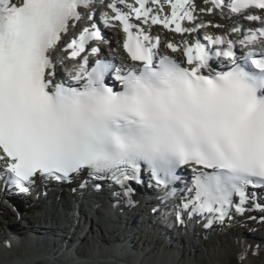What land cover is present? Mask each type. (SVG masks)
<instances>
[{
  "label": "snow or ice",
  "instance_id": "1",
  "mask_svg": "<svg viewBox=\"0 0 264 264\" xmlns=\"http://www.w3.org/2000/svg\"><path fill=\"white\" fill-rule=\"evenodd\" d=\"M103 3L0 0L5 188L27 193L38 180L71 183L84 176L81 200L89 187L100 191L107 182L134 206V185H144L145 175L167 199L185 180L181 170L189 169L187 195L174 209L177 224L187 219L213 230L230 227L234 214L264 213V192L257 191L264 190V0H109L96 19ZM217 12L254 26L233 23L202 42L201 29L224 27L203 19ZM117 24L131 64L99 58L101 49L91 46L105 39L100 25ZM153 26L180 37L164 47L182 59L161 52ZM238 242L243 264L248 246ZM3 247L11 250V241Z\"/></svg>",
  "mask_w": 264,
  "mask_h": 264
},
{
  "label": "bare ground",
  "instance_id": "2",
  "mask_svg": "<svg viewBox=\"0 0 264 264\" xmlns=\"http://www.w3.org/2000/svg\"><path fill=\"white\" fill-rule=\"evenodd\" d=\"M197 2L200 3V0H197ZM219 17L220 16L217 12L213 13L212 15L203 16V19L206 21H213L214 23H219ZM233 23H238L235 16H231L229 19H226V27L216 29V32H225L227 30V27H229V25ZM152 31L155 32H153V34L160 35L163 42L172 40L173 42L178 43L180 41L179 37L176 41L175 39L171 38V34H167L165 30H162L160 28H154L153 26ZM115 37H118V33L116 31ZM162 49L166 51V49ZM178 54L179 53L175 54V56L179 57ZM70 65L71 64H69V66ZM136 187L137 188L135 189V192L140 193V195L139 193H137L138 198L140 196L142 197L143 193L144 195H147V193L145 191L143 192V190L140 189L139 186ZM0 189H3L2 181H0ZM30 191L31 194L34 195V197L36 195L35 198H40L41 200H46L51 195L52 197H49V204L47 208H45L44 211L40 212L39 223L23 224L22 222L17 225L14 223H0V248L3 245L5 237L7 236L8 239L10 237H16L23 241L25 240L23 238H27L29 236L33 237L34 239H43L42 236L44 234L45 243L38 242V244L42 245L43 249L41 248V251H34L33 248H31V250L26 247L30 244H33V246L36 248L37 246L34 245V243L36 242L27 241L25 243H22L20 241H16V239L14 238L11 239L14 240L11 241V243L15 244L14 246H12L13 250H25L34 254L40 253L44 256L43 258H35L33 256L20 255L15 258H12L6 253L3 254V251L0 252V264H94L88 262H94L99 259H114L117 262H123L125 264H136L127 261L130 257H132L131 250L129 248H127L128 251H125L127 257L119 256V254L121 256H125L123 254L124 251H118L120 246L122 245V240H120L121 237H124V240H128L127 243L135 245L134 250L136 249V251L144 253L143 256H147L151 259L155 257L156 262L158 264H166V260L168 258L172 259L170 264H182L187 261L189 264H239L237 256H233V254H237V252L241 250V243H239L238 241L243 242L245 246L249 244L248 255L244 260L245 262H243V264H264V225L258 224L256 222V219H248V217H254V214L252 212H249L250 214L247 213L245 214V216H243V219L246 221V224H243V221H241L242 219L238 218L235 219V221L231 224L230 227L226 226L220 231L214 229L206 231L203 230V228L198 223L195 225L189 224L187 229L179 227V229L176 230L177 234L175 233L174 235L173 233L175 231V228L172 227V222L170 221V219L166 218L167 223L170 222L172 227L171 229H173V233L171 234L169 233L170 231L168 229L164 228V226H158L156 225L158 224L156 221L153 222V219H159V217L155 216L156 214L151 215L152 213H150L154 207H157V204H152L148 201L138 202V200L135 198L136 196L133 197V199L139 206V210L132 211L131 214H129V210H133L132 207L134 206L131 207L127 205L126 200H122L124 202V206L126 207H115L114 210H111V212L107 213L111 217V219H106V222L103 212L106 213L108 210V207H106L104 203L107 198V193L103 190L101 191V193L94 195L92 194V201L90 202V204L93 203L94 206L90 208L91 213L87 215L85 211L86 208L83 205V202L80 201L78 223H76V220L73 215L77 203L75 194L72 195L69 191L62 190L60 187L52 188L49 185L45 187L44 185L34 186ZM86 192L88 193L89 191L86 190ZM10 193L13 194L12 190H10L9 194ZM73 198L75 199L73 200ZM115 205L117 206V204ZM120 209L123 210L122 213H119ZM124 210L126 212L128 211V213H126ZM138 211H141L140 217H142L139 223V227L136 226V223H134V218L138 217ZM143 212L144 214H146V216L142 214ZM87 222L90 223L89 229L87 226ZM120 222L124 225L130 226L128 227L127 234L126 229L118 228V224ZM160 222L163 223V225L166 223V221ZM53 224L58 226L57 229ZM36 225L41 226L39 227ZM191 225H193L195 227L194 229L197 231V233H199L198 237L191 235ZM45 227H51L56 233L55 240H57V244L59 245H57L55 248L53 247V242L47 239L45 236ZM114 227H117L118 229ZM145 227L150 229V231L154 235H149L147 231L148 229L146 230ZM73 228H75L74 232ZM252 228L257 229V231L259 232L258 237L257 235L250 233V230ZM137 229L139 230V233L135 232ZM118 232L120 238L118 237ZM132 233L141 234L140 236L138 235V239L135 241V243L134 241H130V235ZM134 234H132L131 236H133ZM181 234H183V236H181ZM211 236L215 237L212 238ZM84 237H88L91 240L88 245H86V247L88 248L91 247L90 249H83L82 251H80V253H78L76 252V250L72 251L69 248L70 246L75 245L74 239L79 240V238ZM259 237H261L262 239L261 242L259 240ZM215 240L216 243L213 242ZM250 243L252 245V249ZM76 245L81 244L78 242V244ZM23 246L25 247L20 248ZM125 246L126 245L124 244L122 247L125 248ZM257 246H259V254L253 255L252 252L253 250L257 249ZM111 247H113V250L118 251L117 254L116 252L111 253ZM213 247H216V250L218 251H215ZM107 249L110 250L108 253L106 252ZM199 250L200 252H203V255H205L204 259L201 258ZM3 257L5 258V260L1 261ZM51 258H54V260ZM109 263L110 261L106 262L105 264ZM150 264H155V262L153 261Z\"/></svg>",
  "mask_w": 264,
  "mask_h": 264
},
{
  "label": "rangeland",
  "instance_id": "3",
  "mask_svg": "<svg viewBox=\"0 0 264 264\" xmlns=\"http://www.w3.org/2000/svg\"><path fill=\"white\" fill-rule=\"evenodd\" d=\"M164 42H166V41H164ZM67 65H69L68 63H67ZM1 190V189H0ZM51 196V195H50ZM49 196V197H50ZM4 197H6V198H4ZM35 197H36V195H35ZM34 197V195L33 196H27V197H25V196H13L11 193L9 194V192H2V191H0V223L1 222H3V220H10V221H14V220H16L17 218H19V217H21L22 219H29V220H33V222H35V221H39V214H40V212H42V211H44L45 210V208H47V206H48V200H49V197L46 199V200H41L40 198H35ZM52 197V196H51ZM141 211H138L137 213V218H134L135 219V222L134 223H136V226H140V221H141V218L142 217H140V215H141V213H140ZM143 215H145L146 216V214H144V212L142 213ZM158 217V216H157ZM83 220V219H82ZM157 220H159V219H157ZM105 221H106V219H105ZM151 221H152V219H151ZM155 221V219H153V222ZM82 222V221H81ZM107 222V221H106ZM88 223V222H87ZM2 224H4V223H2ZM6 224H13V223H6ZM23 224H25V223H23ZM89 224V223H88ZM118 224V223H117ZM31 225H35V224H31ZM53 225H55V224H53ZM110 225V224H109ZM122 225H124V224H122L121 222L118 224V228H121V229H123L121 226ZM165 225V224H164ZM25 226H27V225H25ZM36 226H41V225H36ZM111 226V225H110ZM127 227H130L129 225H126ZM166 226V225H165ZM21 227V226H20ZM55 227H56V229H57V227L58 226H56L55 225ZM113 227V226H112ZM46 228V231H45V236L49 233V230H51L53 233H54V235H55V237H56V233H55V231H54V229H52L51 227H45ZM114 228H117V227H114ZM117 228V229H118ZM146 228V227H145ZM164 228H166V229H168L167 227H164ZM141 229H143V228H141ZM148 228H146V230H147ZM115 230V229H114ZM127 231H128V228L126 229V234H127ZM139 231V230H138ZM148 231V234H149V231H150V229H148L147 230ZM170 231V230H169ZM175 231H176V229H175ZM174 231V233L172 232V230L169 232L170 234L171 233H173L174 235H175V233L177 234V231L175 232ZM48 232V233H47ZM116 234H117V232H116ZM132 234H134V233H132ZM131 234V235H132ZM118 235H119V232H118ZM130 235V241H134V243H135V241L138 239V235L140 236L141 234H134L133 236H131ZM150 235V234H149ZM151 235H154L153 233H151ZM129 236V235H128ZM29 237H31V236H29ZM29 237H27V238H23V237H21V238H23V239H25V240H21V239H19V238H16V237H10L9 239H8V236L7 237H5V240H8V241H14V240H11L12 238H14V239H16V241H20V242H22V243H25V242H27V241H29V242H36V243H34V245L35 246H37L36 248L33 246V244H30V245H28V246H26L28 249H31V248H33V250L35 251V250H40L41 251V248H42V245H40V244H38V242H41V243H45V237H44V234H43V239H39V238H37V239H34L33 237H31V238H29ZM179 237V236H178ZM212 237V236H211ZM215 237V236H214ZM214 237H212V238H214ZM174 238V237H173ZM210 238V237H209ZM4 240V241H5ZM120 240H122V245L120 246V248H119V250L118 251H124V255L125 256H121L120 254H119V256L120 257H127V254H126V250H127V248H129L130 250H131V254H132V257H130L129 258V260H127V261H129V262H133V263H136V264H150V263H152L153 261L155 262V264H158L157 262H156V259H155V257L154 258H149V257H147V256H143V254L144 253H142V252H140V251H136V249L134 250V248H135V245H133V244H130V243H127L128 242V240H124V237H121L120 238ZM259 240H260V242L262 241V239H261V237H259ZM74 241H75V245H72V246H70L69 248L72 250V251H75L76 250V252H78V253H80V251H82L83 249H86V250H88V249H90V248H88V247H86V245H88V243L91 241L88 237H84V238H79V240L78 239H74ZM53 242V247L55 248L57 245H59V244H57V240H55V241H52ZM78 242L81 244V245H76V244H78ZM123 242H124V244L126 245L125 246V248L124 247H122L124 244H123ZM214 243H216V240L215 241H213ZM86 243V244H85ZM82 244H83V246H82ZM91 244H92V242H91ZM15 244H12V246H14ZM250 245H251V243H250ZM264 245V244H263ZM90 246H92V245H90ZM246 246H249V244H247ZM25 246H23V247H20V248H24ZM121 247H122V249H121ZM17 248H19V247H17ZM214 249H215V251H218V250H216V247H213ZM43 249V248H42ZM121 249V250H120ZM251 249H252V245H251ZM32 250V249H31ZM4 251V252H3ZM45 251V250H44ZM110 250H108L107 249V253L109 252ZM118 251H115V250H113V247H111V253H114V252H116V254H117V252ZM128 251V250H127ZM180 251V250H179ZM0 252H3V254H7V255H9L10 257H17V256H20V255H25V256H33V257H41V258H43V254H34V253H30V252H28V251H16L15 249L13 250V249H11V250H8V249H4L3 248V245H2V247L0 248ZM49 253H51V252H49ZM238 253V252H237ZM1 254V253H0ZM199 254H200V256H201V258L202 259H204V257H205V255H203V252H200V250H199ZM179 256H180V253H179ZM233 256H237V254H233ZM48 259V258H47ZM5 260V258L3 257L2 259H1V261H4ZM163 260V259H162ZM97 261V262H96ZM96 261H94V262H88V263H94V264H105L106 262H108V261H110V263L109 264H125V263H123V262H117L116 260H114V259H107V260H104V259H99V260H96ZM160 261V260H159ZM164 261V260H163ZM171 261H172V259L171 258H168L167 260H166V264H170L171 263ZM165 263V262H164ZM181 263H182V261H181ZM159 264H161V263H159ZM182 264H189L188 263V261L187 262H184V263H182Z\"/></svg>",
  "mask_w": 264,
  "mask_h": 264
}]
</instances>
